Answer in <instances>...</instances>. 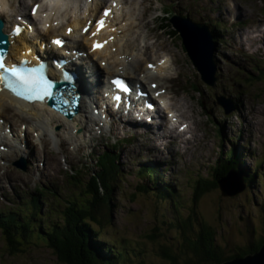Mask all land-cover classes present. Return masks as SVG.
<instances>
[{
  "label": "rangeland",
  "instance_id": "rangeland-1",
  "mask_svg": "<svg viewBox=\"0 0 264 264\" xmlns=\"http://www.w3.org/2000/svg\"><path fill=\"white\" fill-rule=\"evenodd\" d=\"M116 1L118 2V0ZM119 1L122 3L118 2L117 5L121 8L119 11L115 10L118 6L113 8V17L110 19L112 26H110L109 31L115 30V24H119L125 14L122 12H127L130 19L123 20L120 26L123 23L131 22L133 19V25H139L138 28H141V31L135 28L137 33L135 38L137 41L140 40V47L136 50L138 51L137 57L143 58L144 61L147 60V65L150 66L153 64L155 52L167 53L172 58L170 67L166 70L169 76L162 79L167 83L166 89H168V95L163 105H169L175 110L181 117L180 121L188 122L189 127L186 128L189 133L183 135L180 141L173 143L170 142V139L161 140L158 137H155V140L151 142L144 135H140L139 140L132 138L129 141V149L122 146L116 150L118 153L117 163L121 168L114 182L111 199L113 206L110 211L108 210L112 219L111 221L106 220L105 227L102 228L107 234L106 241L108 243L110 238L119 248H124L122 249V257L117 259L114 264H132L133 262L134 264L140 262L142 264H169V261L159 255L161 254V246L171 245L175 246L176 249L177 243L182 241L179 228L171 226L169 221L173 217L178 219L183 216L190 219L192 215L194 217L195 213L198 217V226L202 218L205 222L214 225L217 243L225 255L230 256L228 259H232L236 257L234 255L237 254V251L245 249V245L248 243L251 246H256L258 240L264 238V235L261 234V226L264 223L258 219L264 220V213L262 209L255 208L256 203L260 202L264 195V174L253 175L257 173L258 169L264 172V164L260 167L256 162L264 158V79L256 76L254 80L249 81L246 78L243 80L246 85H241L242 78L246 76V73L250 74V70L254 68L255 60L252 57L264 58V47L260 45L264 39V34L257 32L247 34L252 29H256V26L260 28L264 25V23L262 25L257 24L260 22L259 19L264 21V0H242L244 2L236 0L238 6L242 4L245 8L248 5L247 7H250L256 17L251 18L247 23L248 27H240L245 42L243 49H241L240 43L235 42L238 33L236 30L228 33L221 31L219 38L225 39L224 44L220 47L222 51L220 52L221 72L218 74L214 66L212 69L211 62L206 63L210 70H213L215 76L216 72L218 74L215 77L214 85H208L202 79L193 58L187 53L182 35L178 31L175 32L172 25L167 26L165 20L161 18L163 6L172 10L171 4L174 2L186 3L192 0ZM104 3L109 5L110 0H105ZM195 3L203 5L207 2L197 0ZM243 7L241 8L244 9ZM223 8L227 9L225 6ZM102 11V7H98L96 13L91 11L89 15H86L82 9L79 16L86 20L93 15V20L94 14L97 18ZM207 14L209 15V12ZM73 19V16L68 17V21ZM178 23L180 21L174 18L173 25L176 26ZM88 28L92 29L91 23ZM90 29L87 30L88 33ZM82 40L84 41V39ZM136 40L134 39L135 43ZM146 46L149 47L148 52L145 50ZM217 47V43H214L215 50ZM116 48H119V43ZM208 48L210 49L209 45ZM196 53L200 59L197 49ZM102 57L104 56L99 55L100 59ZM99 58L97 59L98 65L103 66L107 73L115 70V73L121 74L117 67L111 70L106 68V65L101 64ZM237 58H242L243 63L237 65L239 61H234ZM105 62L107 64L109 61L105 60ZM111 65L115 66L113 63ZM143 74L144 72L139 71L141 77ZM162 74L159 73L160 76ZM197 89H199L200 94L197 93ZM222 95L226 98L229 97L232 101L222 102L219 99ZM233 100L236 103L239 101V106L234 104ZM123 122L112 120L109 132L103 133L104 139L111 138L114 140L119 137H126L123 135L125 130ZM92 124L96 130V123L92 122ZM22 127L24 129V126ZM24 130L27 131V129ZM31 130L32 132L28 133L27 143L29 146L27 149L31 148L28 155L32 159H27V169L23 170L14 164L16 160L20 159V153L0 158L1 171H6V177L0 181V189L5 191L11 187L10 194H14L12 201L19 198L21 190L22 194H29L25 198L29 202V197L37 195V188L34 187L38 183L42 181L49 187L51 184L56 189L54 191L56 194L54 197L51 195L47 205L42 203V215L51 217V214L48 213L49 207L58 205L56 210L62 209L66 196L69 193L72 194L71 191L78 190L72 183L74 180L66 177V171L76 170V165L77 167L82 166L85 163L83 161L89 159L87 157L84 159L82 157L83 150L75 148V143L68 141L67 137H64L67 142L64 141V143L57 145L53 139L46 137L43 144L42 141L38 140L34 128ZM231 137L233 138L231 139ZM9 138L12 139L13 137L9 135ZM245 139L246 142H244ZM102 140L103 138L97 134L94 140L90 142L91 148L85 149L83 154L90 157L91 154H100L109 148L108 144L106 148H103L104 142ZM58 142L60 143V141ZM11 145L13 144L10 142L12 148ZM152 145H157L159 151L154 152ZM233 146L241 158L246 174L251 175V177L248 176L249 185L251 184L250 189L247 190V187V189L230 195L225 192H228V189L224 190L218 184L214 187L211 186L205 193L204 191L201 192L200 195L202 196L197 197L196 200L193 187L197 178H207L210 182L214 181V173L220 172L217 167L220 164L219 159L220 161L224 160L225 154ZM167 153L175 156L174 163H167L170 158ZM42 160L47 163L43 164ZM56 160L58 163L55 162ZM95 161H92L94 165ZM159 161L164 164L159 163ZM92 163L90 160L87 161V165H92ZM143 165H155L158 173L165 178L169 187L173 189L171 193L173 198L169 197V202L164 201L162 205L159 199L151 197L153 194L150 190L157 191V186L154 185L149 176L144 179L138 177L136 172L132 173L134 168L138 169ZM220 165L219 167H221ZM123 172L127 174L124 176L122 175ZM161 180L163 179H160V182ZM138 182L140 184L146 182L149 185L148 193L151 196L138 191L136 187ZM57 199H60L59 203ZM171 199L177 203L180 202L181 207L176 209L175 202ZM194 200L197 204V212L195 213L191 210ZM12 201L4 198L3 200L0 199V204L9 206L13 205ZM29 208V212L25 215L20 214L17 210V218L21 221L28 218L29 221L35 222L40 214L36 215L35 207L30 203ZM53 215L57 217L56 214ZM47 224L48 221H44L41 222L40 226L44 228ZM156 228H159V232H156ZM148 229H151L149 232H156L157 236L146 240L144 232ZM15 231L23 237L18 240L20 249H16V252L10 254L7 253L9 248L5 235L0 233V264L1 260H5V264H61L56 255L54 256L52 249L48 247L43 236L35 233L38 230L32 228L26 231L24 228H16ZM113 242H111L112 246ZM131 257L133 262H130Z\"/></svg>",
  "mask_w": 264,
  "mask_h": 264
},
{
  "label": "bare ground",
  "instance_id": "bare-ground-1",
  "mask_svg": "<svg viewBox=\"0 0 264 264\" xmlns=\"http://www.w3.org/2000/svg\"><path fill=\"white\" fill-rule=\"evenodd\" d=\"M25 1L26 0H0V18L5 20L7 24L11 23L12 18L15 17L17 13V9L15 7H18V11L22 10L21 17H23L27 27L35 25L36 26L35 30L37 31L38 34V36L33 37L32 40L29 37H27V34H22L21 36L16 37L14 39L11 38L12 43L9 46V54H8L10 60H12L14 55H16L17 53H20V55H27L31 57L29 54L26 53H32V54L35 53L40 56L43 55L46 56L49 54H56L57 52L60 51L62 52L70 51V52H76L78 56L81 55L85 56L84 51L86 50V47L80 41L81 37L82 38L85 37L84 42H86L88 46L91 45L89 48L90 53L94 54L96 58H98L97 54L101 53V55L104 56L102 57L103 60H100L103 64H105L104 60L109 61L107 63L109 66L105 64L106 68H109L111 70L117 67L120 70V72H122V74H128L131 72V75L129 77H134V79L136 80H139L140 78L139 71L144 72V75H142L141 77L143 82L146 83L145 81L150 79V81H147L148 91H151L156 95H158V91H160L158 95L160 98H163L164 94L166 96L168 95V89H166L167 83L165 81H162V79L169 76L166 70L170 67V62L172 61V58L167 53L161 54L159 52H155L153 65L147 66V62H146L147 60L144 61L143 58L137 57L138 51L136 50H138L140 47V40L137 41L135 38L137 36V33L135 32V28H138L139 25H133L134 23L133 19L131 20V22L123 23L122 26L119 27L117 26V29L115 30L117 33L110 35L108 32H106V30L110 29L109 18L112 16V14H109L108 16L109 18H107L106 21L107 26L105 25L104 30L95 32L96 36L94 35L90 39L84 36L85 28L87 24L86 21L90 20L91 24L93 21L91 18L89 19L87 18L88 20L87 19L84 20L81 16H79L80 11L83 9L85 11V14L89 15L91 11H93L94 13L98 9V7H102V9H104V7L111 6L112 0H110V5H106L104 3L105 0H29L28 2ZM228 1L230 2L231 0ZM118 2L120 4L122 3L119 0ZM232 5L234 7L233 10L237 9L232 11L233 15L235 16L236 19L239 20V16L242 14V12L240 8L237 7L235 4ZM34 7H35V13L33 14L32 9ZM120 8L121 7L118 6L117 8H115V10L119 11ZM122 13L125 14L123 16V19L120 21V23H122L123 20L130 19L129 13L124 11ZM72 15L74 16L73 17L74 19L68 21V17ZM30 16L33 19L32 18L30 19ZM96 26L97 24H93L91 33L95 31ZM214 29L218 30V26L215 25ZM138 30L141 31V28H138ZM59 34L66 35L70 39L69 41V45H71L70 47L69 45H64L61 48V50L58 48L55 49L50 47V43L47 42L46 39H44V35H52L51 43H53L54 39ZM87 34L88 33H86V35ZM134 39L136 40V43L134 42ZM238 40H240V38H238ZM99 42L103 44V47H98L95 50L93 48V44ZM118 42H119V48H116L115 43ZM208 45H209L208 43L205 44V47L206 49H208L207 50L208 52L207 53L201 52V54L205 58H210L211 52H209L210 49L208 48ZM112 46L115 48V50L112 48ZM148 48H149L148 46L145 47V50L147 52H148ZM83 56L82 59H84ZM77 58H78L77 56L74 57V59ZM85 62L87 63L86 60ZM110 62L115 64V66H112ZM87 68L89 69L91 68L92 71L91 74L93 75L94 81H91L89 83L91 85H88L87 79H83L82 81L79 82V85L81 87H84L85 89V84H87V90H86L87 93L89 92V90L91 91V94H88L90 96V100L92 103L90 109L95 110L94 112L96 111L103 112L104 108L102 104L101 105L98 104L99 103L98 96L101 94V90H102L101 82L96 78V76L98 75L97 73L98 70L93 65H88ZM113 72L116 71L113 70L112 73ZM159 73H163V74L160 76ZM156 79L158 80L159 83L155 87H153L152 83L156 82ZM104 86L105 83H103V87ZM148 91L147 94L150 97ZM103 96L108 98L107 92H105ZM73 104H75L74 101L71 104L72 107H74ZM135 106L137 105L135 104ZM153 107L156 108L158 106L156 104H153ZM80 108H81L80 112L77 115H75L73 119L69 120L64 115L60 114L54 109L48 110L44 106L35 107L34 104L25 103L19 99H16L10 96L8 92L4 91L0 87V147H3L2 149L0 148V157L11 156V154L29 153V150H27L28 144L23 141V139L26 136H29L28 133L22 131V126L24 125L23 123H27L26 125L30 127V130L32 129L31 124L35 125L33 127L35 128V131L42 140L43 144H44V139L46 137H51L55 145L61 144V141L64 139V137H66V134L62 136L61 132L58 133L60 125L64 127L63 128L64 131L71 134L75 133V141L78 143L80 141L79 138L82 132L80 131L76 132L75 130L82 129V127L87 128L88 121L90 122L92 119L94 120L93 115H95L98 118L97 115L98 113H94V112L91 113L89 110L86 109V105L83 102L80 105ZM138 108H139L138 111L139 113L144 110L142 104H140V107ZM112 110H114V108ZM157 112H159V108H157L155 112V116H157L156 115ZM151 116H152V112H149L147 116H140L142 119L144 118V120H141L143 122L142 132L139 131L141 127L139 126L135 127L134 125H129V131L135 133L137 135L136 137H139V135H141L142 133L146 134L147 138L148 137L150 138V136L159 137L160 131L158 133L154 132L155 127L157 128L158 121ZM108 117L115 121L117 120L122 121L123 119V116L119 115L116 111H113L112 116H108ZM159 117L162 118L165 127H167L165 130L167 131V133H169V137H172L175 140L180 141L182 135L180 134H176V136L172 135L176 132V127L174 126L172 127L171 125H169V123H167L168 122L167 118L163 116L161 112ZM169 120L170 122L172 121L171 119ZM176 120L180 122L178 117H176ZM131 121L133 120L128 119L127 122H131ZM171 124L173 123L171 122ZM96 125L100 128L106 126L104 123L101 125H99V123H96ZM187 127H189V124H187ZM19 128L21 129V131L17 130ZM6 133L12 135L13 138L12 139L7 138ZM188 133H189L188 131L183 130L184 135H187ZM167 136L168 135L166 134L163 137H167ZM7 141L13 144L11 145L12 146L11 149H6ZM58 141H60V143ZM62 143H64V141H62ZM42 162L43 164L47 163L44 160H42ZM55 162L58 163L57 160ZM5 172L6 171L2 172L0 168V181L4 177H6ZM20 224L21 222L17 224V227L20 226Z\"/></svg>",
  "mask_w": 264,
  "mask_h": 264
},
{
  "label": "trees",
  "instance_id": "trees-1",
  "mask_svg": "<svg viewBox=\"0 0 264 264\" xmlns=\"http://www.w3.org/2000/svg\"><path fill=\"white\" fill-rule=\"evenodd\" d=\"M236 151V150H235ZM228 158L224 163H221L220 172L214 173V181L210 182L207 178H197L194 184V195L195 199L202 195L211 187L217 186L218 180L225 176L231 167L238 166L239 158L234 154V147L229 151ZM116 166L114 161L109 155L103 156L102 168L91 177L89 181H84L82 179V184L80 185V190L77 193L68 195L63 201V208L56 210L58 205L50 207L51 214H56V216H51V224L49 223L50 230L48 233L44 234L46 243L49 248L52 249L54 256L56 255L58 261L61 264H114L117 259L122 257V248H119L113 240L109 243L104 242L107 234L104 233L103 229L105 227L106 220L111 221V213H108L112 208V195L114 190V184H112L113 172ZM218 170V169H215ZM115 171V170H114ZM141 176H146L149 173L141 171ZM152 175V174H151ZM153 176V175H152ZM102 181V186L98 181ZM157 185L156 176L150 179ZM114 181V180H113ZM139 192L148 194L149 185L147 183L137 186ZM42 190V189H41ZM171 190V189H170ZM156 199L160 202H169L170 194L165 193V191L150 190ZM173 190H171V193ZM40 194L38 198H32L31 201L35 204H40V199H42ZM45 201L47 197H44ZM163 198V200H162ZM173 198V194H172ZM58 203L60 199H57ZM67 200V201H66ZM174 201V199H171ZM196 200H194L191 210L196 211ZM48 202V201H47ZM175 202V203H174ZM175 208H180V202L174 201ZM43 201L41 200L42 205ZM61 203V202H60ZM264 213V205L262 207ZM5 213L0 211V226H3L2 222L4 220ZM197 213L194 217L187 218L185 216L176 219L173 217L169 221L171 226L179 228L182 241L177 243L175 246L162 245L161 247V257L169 261V264H209V263H219L230 256H226L221 246L216 241V229L204 221V218H200L201 222L198 226ZM264 223L263 219L258 218ZM261 234L264 235V225L261 226ZM31 229V228H30ZM35 229V228H34ZM151 229L144 232L146 240L156 237V232H159V228H156V232H149ZM155 230V229H152ZM5 239H7V245L9 248V253H14L20 248L18 244L20 243L18 239L10 232L4 231ZM108 238V237H107ZM258 245L251 246L245 245V249L238 250L237 254L234 256H244L247 253H252L260 248L264 243V238L258 240ZM113 242V246L111 245ZM108 247V248H107ZM17 249V250H16ZM115 253V254H114ZM130 256V255H129ZM160 257V258H161ZM232 257V256H231ZM117 258V259H116ZM130 262H133L132 257ZM134 264V262L132 263ZM138 264H142L141 262Z\"/></svg>",
  "mask_w": 264,
  "mask_h": 264
},
{
  "label": "water",
  "instance_id": "water-1",
  "mask_svg": "<svg viewBox=\"0 0 264 264\" xmlns=\"http://www.w3.org/2000/svg\"><path fill=\"white\" fill-rule=\"evenodd\" d=\"M2 23L0 22V25ZM176 28L178 29L179 33L183 37V41L185 46L187 47V51L189 55L193 58L194 64L196 65L199 72L202 74V78L211 85L215 84V75L213 73V70H210V67L208 66L209 62H204L200 60L197 56L196 49L198 50L199 56L204 59V56L201 54L207 53L208 49L205 47V36L210 34L209 27L205 24H197L193 22H189L188 24L184 23H178L176 25ZM210 36V35H208ZM203 44V47H202ZM190 51V52H189ZM210 52H212V47L210 46ZM210 61V60H209ZM211 62V61H210ZM212 69L214 66V69H216V64L211 63ZM232 174H228L227 176L223 177L221 180H219V185L224 189L227 190L226 194H235L236 192H240L243 190L246 186L242 179V177H239L235 172H231ZM230 178V179H229ZM227 181V182H226ZM211 264H264V243L261 245V247L252 252L247 253L244 256H236L232 259H227L221 263H211Z\"/></svg>",
  "mask_w": 264,
  "mask_h": 264
},
{
  "label": "snow or ice",
  "instance_id": "snow-or-ice-1",
  "mask_svg": "<svg viewBox=\"0 0 264 264\" xmlns=\"http://www.w3.org/2000/svg\"><path fill=\"white\" fill-rule=\"evenodd\" d=\"M33 14L35 13V7L32 9ZM105 15H107V10H105ZM99 27L103 25V21L96 22ZM87 29H85L86 31ZM71 31V30H69ZM20 33V28L17 27L13 30V35H18ZM95 35V33H93ZM7 37L4 40H0V43H5ZM53 43L61 45L62 41L55 40ZM94 48L103 47V44L96 43L93 45ZM3 56H0V79H3V74H10L12 80L9 82V87L17 93V95H27L28 98L35 96L37 99H43L44 97L51 96V88L53 86L51 80L44 79L42 76H37L35 73L40 72L43 69V65L38 68H18L13 65L11 68L5 67L3 64ZM26 64L27 62H22ZM113 83L120 84L119 81H113ZM122 90H127L126 87L122 86ZM119 99V97H115ZM230 179V178H229Z\"/></svg>",
  "mask_w": 264,
  "mask_h": 264
}]
</instances>
